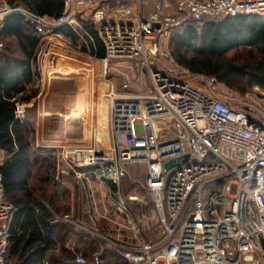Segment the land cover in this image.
<instances>
[{
	"label": "built area",
	"instance_id": "obj_1",
	"mask_svg": "<svg viewBox=\"0 0 264 264\" xmlns=\"http://www.w3.org/2000/svg\"><path fill=\"white\" fill-rule=\"evenodd\" d=\"M56 20L0 0V21L19 10L39 37L34 65L37 79L53 73L58 50L100 63L99 78L106 86L109 139L107 146L96 129L83 144L62 146L58 157L72 168H85L102 183L115 187L116 207L129 214L130 203L144 204L133 191L121 192L122 179L150 199L152 221L159 237L139 242L136 224L125 241H109L130 264H264V113L252 115L248 106L234 108L212 93L164 70L160 44L190 21L256 15L264 17V0L157 1L147 15L141 2L135 9L109 13L91 7V0H63ZM92 8L105 55L97 57L70 47L58 28L76 24L75 14ZM92 41L91 37H88ZM3 43L0 42V49ZM110 59L132 61L145 72L149 87L132 92L125 78L118 88L108 76ZM188 155L180 167L164 170V162ZM139 173V179L132 175ZM82 177V173H77ZM113 198V196H112ZM146 204V203H145ZM14 207L7 202L0 174V264L8 259L10 223ZM96 236V233H94ZM75 264H85L77 255ZM92 264H102L95 255Z\"/></svg>",
	"mask_w": 264,
	"mask_h": 264
},
{
	"label": "trees",
	"instance_id": "obj_2",
	"mask_svg": "<svg viewBox=\"0 0 264 264\" xmlns=\"http://www.w3.org/2000/svg\"><path fill=\"white\" fill-rule=\"evenodd\" d=\"M7 2L50 20L60 18L64 12L63 0ZM82 14L75 17L77 25H62L58 32L72 44L82 35L91 37L94 54L104 57L96 25L83 19ZM170 35L171 55L178 65L210 76L215 83L237 92L246 89L239 83L240 60L264 58V17L256 15L190 21ZM1 39L14 41L17 51L16 54L8 45L5 48L4 43L0 49V151L5 155L0 162V174L5 198L14 207L8 259L14 264H44V260L47 264H75L71 261L72 253L62 246L71 228L56 222L68 209L66 203H57L58 195L62 200L66 192L50 177L49 158L30 151L33 129L15 113L16 103H26L38 94L33 63L39 37L22 14L13 13L0 21V42H3ZM80 48L85 50L86 46ZM253 77L255 84L264 85L263 69L256 70ZM18 192H22L19 198ZM97 245L94 239L86 249L96 252L100 250ZM101 253L106 264H130L119 256L117 248H105ZM85 264L92 261L86 259Z\"/></svg>",
	"mask_w": 264,
	"mask_h": 264
},
{
	"label": "rangeland",
	"instance_id": "obj_3",
	"mask_svg": "<svg viewBox=\"0 0 264 264\" xmlns=\"http://www.w3.org/2000/svg\"><path fill=\"white\" fill-rule=\"evenodd\" d=\"M157 1H166L170 5L168 10H171L173 0H91V7H101L106 9L109 13H113L121 8L135 9L138 6V3L142 2V11L146 14L153 10ZM89 10L87 9L88 13H86L84 17L91 21L89 15L91 14L92 8H89ZM76 15L77 13L75 14V17ZM79 15L80 14H78V16ZM171 35L163 39L160 44V53L162 55H159L158 57L164 70H168L173 76L229 102L234 108L248 106L250 113L253 115H255L258 110L264 113V85L259 86L255 84V78L253 77V73H255L256 70H264V58L261 56H255L244 57L240 60L242 77L239 79V83L246 89L243 93L237 92L230 90L221 83H215L210 76L194 73L178 65L171 55V47L169 45ZM1 40L3 41L2 43H4L5 48L9 46V48L17 54L14 41L5 39ZM59 41L64 42L70 47H74L66 37L62 36L54 42L57 43ZM77 46V49H81V45L78 44ZM33 66L35 69L34 63ZM70 68H75L76 71L68 75L66 74V71ZM51 70H53L52 74L49 76L44 74V77L46 78L41 82L36 79L34 84L35 87L36 85L39 87L43 85V89H48V92H46L45 95L43 94L42 98L50 103L48 111L51 114V116L45 118L42 123L39 124V130L42 128L44 139L35 141V144L37 143V146L35 147L39 148L44 145L47 147L51 146L52 153L50 155L56 157L62 146H71L82 143L80 130L83 126L92 122L90 119V111L93 112V122L96 125L99 124L98 127L100 131L101 127H107V130H104L105 132L109 131V114L108 101L105 97L107 86L99 78L100 63L92 61L87 57L75 56L66 51L58 50L56 66ZM108 76L112 79L116 88L120 86L125 78L130 80L132 92L145 91L149 87L147 74L136 69L132 61L129 60L110 59L108 61ZM76 98L79 100L92 101L93 106L92 108L84 107L75 116H68L72 109L73 100H76ZM30 115L33 114L30 113ZM54 132H56V134H54ZM46 133L51 135H47ZM105 146H107V143H105ZM2 156L3 155L0 153V159ZM132 176L137 179L141 178L139 173ZM120 189L124 194L133 191L137 192V194L143 199L144 204L146 203V208L150 209L149 195L144 190L135 188L130 179H122L120 182ZM104 194L106 196L105 198L112 197L110 192ZM104 194L103 192H98L96 193V197L103 196ZM95 217V240L100 249L99 251H102L106 248V243L103 240V237H108L109 233H113V230L111 229L114 225L110 222L108 217L107 219L98 216L97 214ZM103 264L106 263L103 262Z\"/></svg>",
	"mask_w": 264,
	"mask_h": 264
},
{
	"label": "crops",
	"instance_id": "obj_4",
	"mask_svg": "<svg viewBox=\"0 0 264 264\" xmlns=\"http://www.w3.org/2000/svg\"><path fill=\"white\" fill-rule=\"evenodd\" d=\"M142 5L143 3L141 2V10L143 8ZM172 6L171 10H168V8H166L165 12H173ZM18 9L23 10L22 8ZM87 9L88 8L81 10V13H83L81 17L83 19L86 18L84 16L86 15V13H88ZM148 13L145 14L142 11L143 15H147ZM75 25H77V22ZM60 35L61 37L63 36L61 33ZM78 44L86 46L85 50L80 49L82 52L89 55H95L93 41L89 40V38H85V35L80 36L76 40V44H73V46L76 48L78 47ZM72 69L76 71L75 68ZM70 73L73 72L66 71V74L69 75ZM35 79H37V74ZM36 87L38 88V94L26 103H16L15 113L17 118L29 124L33 129L31 135L32 141L30 151L43 157L49 158V160L51 161L50 177L55 183H57L58 187L65 190L66 192L65 198L62 200H60L61 196L58 195L57 203L61 201L66 203L68 209L65 213L61 214V216L57 217L56 222L67 224L71 228V231L66 234L65 240L62 242L63 248L72 253L71 261L75 263L74 259L77 255H81L86 259H90V261H92L95 255H100L103 264L104 259L101 251L98 250L96 252H90L86 249L88 248V242L92 243L95 239L94 219L96 218V214L105 218L108 217L110 222H112L114 225L111 229L113 230V233H109L108 237H103V240L106 243V248H116L112 244H110L109 241H125L126 239L132 238V231L122 229V225H125L130 220H132L138 228V233L134 237L135 240L139 242L155 241L159 237V233L155 229H153V222L147 220L146 218L152 212V207H150L149 209L146 208V204L135 202L128 205L129 214L121 213L116 207V197L114 195L115 187L113 185H111L110 183L99 182L95 178V176L92 173L88 172V170L85 168H72L68 166L58 157L59 152L57 153L56 157H54V155H50L52 153L51 146V148L49 146L47 147L46 145L39 148L35 147L37 146V143L35 144V141L44 139V133H42V128L41 130H39V124H41L45 118L51 116L50 112L48 111L50 103L42 98L43 94L45 95V93L48 92V89H43V85L40 87L36 85ZM92 106V101L79 100L78 98H76V100H73L71 107L72 109L70 111V115L68 116H75L84 107L92 108ZM30 113H32L33 115H30ZM90 119L92 120V122L90 124H86L80 130V138L82 141V143L80 144L86 143L88 141L92 129H96L99 136L103 139L104 143H107L109 139V131H104L107 130V127H101L100 131L98 127L99 124L96 125L93 122L94 118L92 111H90ZM54 134H56V132H54ZM0 153L3 155L0 159V162H2L5 158V155L2 151H0ZM32 169L34 172L36 170V167ZM78 172L82 173L83 176L78 177ZM98 192H103V194L106 192H110L113 198H105V194L103 196L96 197V193ZM122 193L124 194V192ZM16 195L17 198H19L22 196V192H18ZM58 247L59 243H57V248ZM57 248H55V252L58 251ZM43 262L44 264H47L45 260Z\"/></svg>",
	"mask_w": 264,
	"mask_h": 264
},
{
	"label": "water",
	"instance_id": "obj_5",
	"mask_svg": "<svg viewBox=\"0 0 264 264\" xmlns=\"http://www.w3.org/2000/svg\"><path fill=\"white\" fill-rule=\"evenodd\" d=\"M8 6L11 9H16V6L14 3H8ZM19 12H20L19 10L14 11V13H19ZM187 159H188V155H184V156L178 157L173 160H167L163 164L164 170L167 171L174 167H180L183 163L186 162Z\"/></svg>",
	"mask_w": 264,
	"mask_h": 264
},
{
	"label": "bare ground",
	"instance_id": "obj_6",
	"mask_svg": "<svg viewBox=\"0 0 264 264\" xmlns=\"http://www.w3.org/2000/svg\"><path fill=\"white\" fill-rule=\"evenodd\" d=\"M75 70L70 68L69 70H67V72H74ZM253 115V114H252Z\"/></svg>",
	"mask_w": 264,
	"mask_h": 264
}]
</instances>
